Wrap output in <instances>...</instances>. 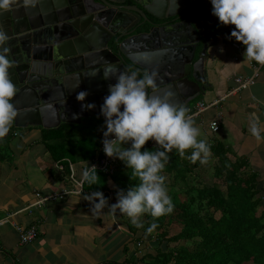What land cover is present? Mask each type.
I'll return each mask as SVG.
<instances>
[{
    "label": "water",
    "instance_id": "95a60500",
    "mask_svg": "<svg viewBox=\"0 0 264 264\" xmlns=\"http://www.w3.org/2000/svg\"><path fill=\"white\" fill-rule=\"evenodd\" d=\"M122 1L38 0L35 7L25 8L16 0L10 11H0V29L9 37L7 55L13 61L9 75L17 89L11 129L105 121L101 105L121 71H134L138 78L145 71L155 73L157 87L149 88V95L171 91L173 101L188 110L204 95L211 44L207 38L217 40L234 25L219 22L211 0H134L140 8L115 4ZM145 24L147 31L135 33ZM200 38L205 43L195 60ZM112 40L116 51L109 45ZM104 74L112 75L105 79ZM81 91L88 93L84 101L76 98ZM87 104L95 107L89 110ZM9 136L10 131L0 140Z\"/></svg>",
    "mask_w": 264,
    "mask_h": 264
},
{
    "label": "crops",
    "instance_id": "0c3cea01",
    "mask_svg": "<svg viewBox=\"0 0 264 264\" xmlns=\"http://www.w3.org/2000/svg\"><path fill=\"white\" fill-rule=\"evenodd\" d=\"M233 30L234 27L220 34L207 48L205 70L208 87L204 95L194 100L191 108L198 101L217 103L192 119L200 129L198 139L207 140L211 152L221 148L228 150L227 158L241 163L240 172L256 178L255 199L261 204V210L264 207V139L257 141L249 128L251 121L258 119L260 127L264 129V66L260 68L252 86L226 96L236 87L234 78L250 77L252 64H256L244 59L245 46L242 43L229 38ZM233 43L240 46L238 50L232 46ZM216 119H219V131L212 133L209 124ZM40 128L28 126L15 129L14 133L17 134L12 133L7 143V154H11L12 158L8 159L7 155L0 160V264H126L130 248L132 254L143 255L146 248L130 234L127 217L119 210L115 215L108 212L109 206L117 203L109 193L104 196L108 206L99 216L92 215L91 202L83 198L91 193L85 191L78 196H66L27 209L37 200L36 193L46 196L68 186L67 176L54 169L50 155L40 143ZM154 145L155 141L149 140V146L153 148ZM2 146L3 143L0 148ZM216 157L210 158L207 164L200 163L197 171H194L196 180L202 176L203 168L213 171ZM75 166L76 177L80 179L82 167L79 164ZM165 176L171 197L173 193L170 187H179L178 192L182 185L171 181L169 175ZM211 176L213 181L210 186L221 184L220 180L214 179L213 172ZM195 182L205 185L202 180L192 184ZM221 187L223 191L226 190L224 185ZM178 197L182 199L181 194ZM30 225H36L37 236L23 244L14 226L25 230ZM132 238L135 242L130 243Z\"/></svg>",
    "mask_w": 264,
    "mask_h": 264
},
{
    "label": "clouds",
    "instance_id": "9594fccd",
    "mask_svg": "<svg viewBox=\"0 0 264 264\" xmlns=\"http://www.w3.org/2000/svg\"><path fill=\"white\" fill-rule=\"evenodd\" d=\"M16 0H0V11H10ZM38 0H22L25 8L35 7ZM212 14L223 25H234L229 38L245 46L244 59L255 61L264 66V0H211ZM9 37L0 29V139L6 137L17 117L15 105L11 102L16 95V85L12 82L9 69L13 61L8 58ZM112 74H104L108 79ZM117 83L109 86V95L101 105V115L105 117L106 131L103 132V151L110 158L125 162L131 170V177L138 183L117 193V203L109 206V213L117 210L126 215L136 228H143L141 217L150 215L153 220L174 211V204L168 195L166 176L163 175L170 155L175 149L181 159L195 164H207L211 157V146L200 137V129L188 115V109L173 101L171 91L162 96L149 95L148 89H156L155 73L145 71L143 78L136 72L121 71L116 76ZM87 92L77 95L78 101H84ZM94 104H87L91 110ZM123 107V111H121ZM250 133L257 140L264 139L258 119L250 123ZM114 137V138H109ZM149 140L158 146L154 151H141ZM131 143L129 148L124 144ZM191 150L190 155L186 152ZM101 184L95 165L82 170L81 184ZM67 193V192H66ZM70 195V193H68ZM91 202L92 215L99 216L108 206L101 191H95L83 197ZM99 201L98 203L95 201ZM158 227L153 222L146 230L150 235ZM140 244V243H139ZM138 244V246H139Z\"/></svg>",
    "mask_w": 264,
    "mask_h": 264
},
{
    "label": "trees",
    "instance_id": "16d2710c",
    "mask_svg": "<svg viewBox=\"0 0 264 264\" xmlns=\"http://www.w3.org/2000/svg\"><path fill=\"white\" fill-rule=\"evenodd\" d=\"M110 47L117 50L114 42ZM200 50L201 47L195 60ZM73 128L71 124H61L55 129L40 128L39 139L53 162L69 159L83 170L97 156L99 138L98 135H77ZM9 140L0 148V160L7 156ZM156 149L151 148L148 141L141 151ZM227 151L221 148L211 152L210 158L217 156L213 163V177L221 181V184L212 186L199 182L192 184L199 161L193 164L181 159L175 149L169 153L170 160L163 175H169L171 181L182 185L183 189L178 191L182 199L173 193L171 199L175 207L169 215L156 220L148 214L143 215V228H136L130 222V234L146 250L143 255L136 256L130 248L126 264H264V207L258 214L261 204L255 199L256 178L243 175L241 163L230 161ZM190 154L191 150H188L186 155ZM97 175L101 184L90 187L84 183V191L88 194L101 191L104 196L109 193L113 200H117L119 191L126 193L138 183L121 160L113 175L100 171ZM222 185L225 191L221 189ZM153 222L158 227L146 236V230ZM124 252H127L126 248Z\"/></svg>",
    "mask_w": 264,
    "mask_h": 264
},
{
    "label": "built area",
    "instance_id": "2783aa9c",
    "mask_svg": "<svg viewBox=\"0 0 264 264\" xmlns=\"http://www.w3.org/2000/svg\"><path fill=\"white\" fill-rule=\"evenodd\" d=\"M232 46L238 50L239 49V45L236 43H233ZM262 66L259 64H252V75L250 77L247 78H241V77H235L234 78V82L236 84V87L233 88L232 90H230L226 96H232L234 95L237 91L241 90V89H247L250 86H252L254 84V80L258 75V72L260 70ZM217 102H213L211 104H206L202 101H198L193 108L188 110V115L191 118H195L198 117L199 115H201L206 109H208L209 107H212L216 104ZM219 119L213 120L212 122H210L209 124V130L212 133H217L219 131ZM106 131V128H104L103 130H101L98 134V150H97V156L91 160L90 162H88L85 166V168H87L88 166L91 167L92 165L96 166L97 171H100L108 176H111L115 173L120 159L118 158H110L108 157L104 151H103V132ZM14 135H16L14 133ZM114 138V137H109ZM129 144H131L129 142ZM153 147H158L157 145H154ZM54 169L59 172V173H65V175L67 176V181L70 183V185H68L67 187H64L61 189V191L56 192V193H52L46 196H41L40 194L36 193V198L37 200L31 205L29 206L27 209L31 208V207H38V206H42L47 202H51L54 200H61L64 199L66 196H78L81 195L84 192L83 189V184H81V178L78 179L76 177V166L75 164H73L69 159H65L62 162H55L54 163ZM84 168V169H85ZM67 172V173H66ZM67 192V193H66ZM68 193H70V195H68ZM1 221V220H0ZM15 230L19 233L20 235V242L25 244V243H29L31 241H33L35 239V237L37 236V227L36 225H30L28 228H26L25 230H23L20 226H14Z\"/></svg>",
    "mask_w": 264,
    "mask_h": 264
},
{
    "label": "rangeland",
    "instance_id": "374dc122",
    "mask_svg": "<svg viewBox=\"0 0 264 264\" xmlns=\"http://www.w3.org/2000/svg\"><path fill=\"white\" fill-rule=\"evenodd\" d=\"M196 99H198V98H196ZM71 125H74L73 130H74V132L77 135L97 136L99 134V132L101 130H103V128H106L105 121L100 120V119H96V118L89 119V121L87 123L86 122H81V124H71ZM18 131H21V130H18ZM123 147L129 148L130 147V144L129 143L128 144H124ZM7 155H9V158L8 159H11L12 158L11 157V154H7ZM54 163L55 162L52 163L53 166H54ZM204 166L207 167L206 165H204ZM196 171H197V169H196ZM211 172H212L211 171V168H203L202 176H199V180L200 181L202 180V182H204L205 185H207V186H210L211 183H212V181H213L212 180V176H211ZM199 180H196L195 179V181H199ZM67 185H70V183L68 181H67ZM173 188H174L173 186L170 187V189H172V193H174L175 195L178 196L177 189L176 188L173 189ZM172 196H173V194L171 195V197ZM257 213L259 214L260 213V210ZM126 220L128 221V224H130V219H128V217L126 218ZM123 254H125V253L123 252ZM129 258H130V256H129ZM109 264H114V263L113 262H109Z\"/></svg>",
    "mask_w": 264,
    "mask_h": 264
},
{
    "label": "flooded vegetation",
    "instance_id": "af4514ba",
    "mask_svg": "<svg viewBox=\"0 0 264 264\" xmlns=\"http://www.w3.org/2000/svg\"><path fill=\"white\" fill-rule=\"evenodd\" d=\"M115 4H117V6L138 7V8H140V4H139L137 1H134V0H123L122 2H120V3H115ZM195 6H197V3H196L194 6L188 8L187 11L185 12V14H188L189 12H191V11L194 9ZM148 17H149V16H148ZM149 18H150L152 21H154L155 23H157V24H160V23L163 22V21L155 20V19H153L152 17H149ZM184 19H186V17L180 18L178 21L180 22V21H183ZM148 28H149V26L146 25V24H145V25H141V26H139V27L136 29L135 33L145 32V31L148 30ZM210 32H211V33H214V32H215V29H212ZM122 39H124V38H122ZM207 39H208L209 41H212V40H213V37L211 36V37H208ZM112 42H113V40L110 41L109 45H111ZM204 43H205V40L202 39V38H200L199 41H198V43H197L196 52H197V50H198L199 47H201V50H202V47H203ZM201 50H200V52H201ZM115 51H116V49H115ZM122 61H123L127 66H130V64L128 63V61H127L126 59L123 58ZM193 102H194V100L191 102V105H192ZM88 121H89V119H87V120H81V122H86V123H87ZM14 130H15L14 128H13V129H10V135L13 133ZM8 138H9V137H8ZM8 138H7V139H8ZM7 139H5V140H0V146H1V144H2L4 141H6Z\"/></svg>",
    "mask_w": 264,
    "mask_h": 264
}]
</instances>
